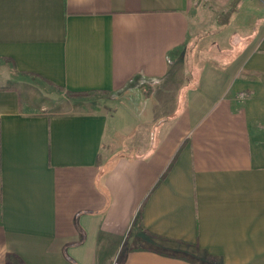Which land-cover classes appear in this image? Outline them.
Returning a JSON list of instances; mask_svg holds the SVG:
<instances>
[{
    "label": "crops",
    "instance_id": "0c3cea01",
    "mask_svg": "<svg viewBox=\"0 0 264 264\" xmlns=\"http://www.w3.org/2000/svg\"><path fill=\"white\" fill-rule=\"evenodd\" d=\"M196 3L0 0V264H264V5L189 86Z\"/></svg>",
    "mask_w": 264,
    "mask_h": 264
},
{
    "label": "rangeland",
    "instance_id": "374dc122",
    "mask_svg": "<svg viewBox=\"0 0 264 264\" xmlns=\"http://www.w3.org/2000/svg\"><path fill=\"white\" fill-rule=\"evenodd\" d=\"M263 1L264 0H197L196 11L191 16L192 40L178 53V57L172 64L177 83L184 85L188 82L189 86L192 84L194 85L196 83L195 76L205 62L211 61V59L227 58L228 54L226 53V47L234 48L232 39H234L236 34L237 37L235 39L237 40L239 35H242L243 28H240L235 32L234 29H231L230 27L229 30L225 31V26L231 21L233 16H235V12H239L240 10L243 11L240 8H243L244 5L247 6V25L250 21L254 23V20L259 16L257 8H259L260 5H264ZM240 17L239 21L243 20V17ZM225 21H227V23H224ZM249 27L250 26L247 27V37L250 34V32H248ZM243 39L244 36L241 37V44L245 43ZM222 46L225 47V49ZM173 83L176 85L175 82ZM6 84L15 85L16 80L11 79L10 81H7ZM45 90L46 98L57 99L59 101V106L65 109L68 108L67 106H63V102L71 97H77V99L83 101V103L94 101L91 108L106 106L107 103H114V106H116L118 103L117 98H113L114 100L107 99L102 93H94L92 95L78 97L69 94L67 96L66 93H59L55 89L46 85ZM129 96L130 94H127L124 97ZM122 101L124 104H126V102L129 104L132 102L131 98ZM88 104L90 103H87L86 105Z\"/></svg>",
    "mask_w": 264,
    "mask_h": 264
},
{
    "label": "trees",
    "instance_id": "16d2710c",
    "mask_svg": "<svg viewBox=\"0 0 264 264\" xmlns=\"http://www.w3.org/2000/svg\"><path fill=\"white\" fill-rule=\"evenodd\" d=\"M224 23H227V21H225ZM90 93H77V92L67 91V94L71 96L89 95ZM7 264H25V263L20 259L19 256L14 254H9L7 257Z\"/></svg>",
    "mask_w": 264,
    "mask_h": 264
}]
</instances>
